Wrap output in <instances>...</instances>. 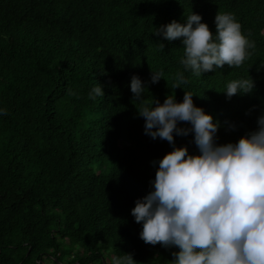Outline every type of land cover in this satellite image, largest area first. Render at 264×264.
<instances>
[{"label":"trees","instance_id":"1","mask_svg":"<svg viewBox=\"0 0 264 264\" xmlns=\"http://www.w3.org/2000/svg\"><path fill=\"white\" fill-rule=\"evenodd\" d=\"M192 11L213 33L218 12L235 17L255 42L240 67L195 75L179 63L182 41L154 34ZM152 69L165 78L151 83ZM181 72L194 103L219 121L218 144L256 131L264 0H0V264H108L125 253L172 264L178 249L145 243L131 214L174 146L145 134L130 82L144 81L148 103L174 93L182 101ZM240 78L254 90L227 98L225 85ZM98 83L104 96L89 99ZM193 135L175 146L198 154Z\"/></svg>","mask_w":264,"mask_h":264},{"label":"clouds","instance_id":"2","mask_svg":"<svg viewBox=\"0 0 264 264\" xmlns=\"http://www.w3.org/2000/svg\"><path fill=\"white\" fill-rule=\"evenodd\" d=\"M215 24L213 33L202 15L192 11L186 22L173 20L154 34L167 41L180 39L184 55L179 63L195 75L225 65L240 67L255 42L231 13L218 12ZM161 78L164 73L152 69L151 83ZM186 83L183 72L178 73L174 88ZM146 88L138 75L132 76L130 90L139 102L145 134L174 147L159 159L150 181L152 190L131 210L135 221L142 223L140 238L147 244L177 248L172 264H264V114L256 131L237 142L218 144L220 123L194 103L196 94L183 87L182 101L174 93L163 103L156 99L148 103L143 98ZM254 88L252 78H240L227 82L222 92L230 99ZM69 94L78 98L71 90ZM103 96L99 83L88 94L92 100ZM0 115H7V110L0 107ZM190 133L198 154H191L187 145L175 146L176 136ZM110 264H136V260L125 253L112 256Z\"/></svg>","mask_w":264,"mask_h":264},{"label":"rangeland","instance_id":"3","mask_svg":"<svg viewBox=\"0 0 264 264\" xmlns=\"http://www.w3.org/2000/svg\"><path fill=\"white\" fill-rule=\"evenodd\" d=\"M110 260L111 259H108V264H110ZM48 262V261H47ZM146 264H152V262H147Z\"/></svg>","mask_w":264,"mask_h":264}]
</instances>
